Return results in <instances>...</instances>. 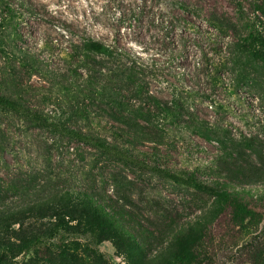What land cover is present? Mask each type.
<instances>
[{
  "label": "rangeland",
  "instance_id": "rangeland-1",
  "mask_svg": "<svg viewBox=\"0 0 264 264\" xmlns=\"http://www.w3.org/2000/svg\"><path fill=\"white\" fill-rule=\"evenodd\" d=\"M25 1L33 13L23 9L22 0H0V91L22 97L54 120L101 134L138 162L29 123L0 106L5 148L0 149V264H264V180L227 181L263 216H245L231 231L226 211L192 263V253L173 244L175 233L197 220L211 196L156 168L182 176L194 171L198 179L211 181L206 165L220 145L168 124L160 126L168 133L158 141H145L106 113L102 121L71 114L64 100V85L83 80L66 68L84 58L77 34L88 33L125 53L122 60L89 56L107 66L134 67L150 95L168 104L182 96L195 119L236 137H256L264 155V57L254 53L264 46L245 40L250 30L264 38V0ZM76 68L85 77L87 71ZM118 91L110 94L129 96ZM68 192L104 198L131 219L123 231L108 232L91 246L70 233L85 227L89 208ZM15 209L26 213L15 219L10 216ZM41 233L47 244L24 247Z\"/></svg>",
  "mask_w": 264,
  "mask_h": 264
},
{
  "label": "trees",
  "instance_id": "trees-1",
  "mask_svg": "<svg viewBox=\"0 0 264 264\" xmlns=\"http://www.w3.org/2000/svg\"><path fill=\"white\" fill-rule=\"evenodd\" d=\"M21 5L26 12L33 13L31 2L22 0ZM6 8L10 16L15 17L16 8H13L11 4L7 5ZM77 35L80 38L78 50L84 56L79 60L80 63L77 66L84 68L87 73L84 77L79 68H76L77 66L66 68L75 75V78L83 77L81 82L75 80L64 85L67 92V97L64 100L69 104L71 114L88 120L99 119L102 121L100 118H103L104 113H106L109 119L124 125L127 128V133L145 141H158L161 136L168 133L160 129V126L162 124L167 126L168 124V126L175 127L173 130L178 129L179 132L186 130L201 136L206 141H214L220 145L219 154L206 165V172L214 177L211 181L205 182L198 179L194 171L187 172L182 176L155 167L158 172H163L173 180L184 182L211 196V205L203 208L202 214L198 216L197 220L190 222L188 226H183L175 233L176 240L173 244L191 252L190 261L192 263L196 261L193 254L198 255L197 250H205L212 238V224L226 211L229 212L228 221L231 224L229 228L231 231L241 227L242 221L240 220H243L245 216L253 217L254 214L263 216L261 212H257L250 206L241 190L227 182L257 183L264 180V155L256 137H249L246 134L236 137L228 134V132H221L204 125L200 119H195L193 114L186 112V105L182 96L168 104V101L150 95L146 83L136 75L134 67L126 66L121 62L118 65L107 66L98 62L95 57L89 56L94 54L122 60L125 55L123 51L96 39L91 34L78 33ZM249 39H252L253 42H260L264 46V38L261 39V36H256L252 30L245 37L246 41ZM262 51L257 49L254 53L256 56L264 57V50ZM117 89L129 92V96L110 94L111 91L119 92ZM0 106L12 111L29 123L49 128L102 152L113 154L120 159L138 162L136 160L138 158L131 152L113 144L101 134L87 132L66 122L54 120L41 110L28 105L22 97L9 96L0 91ZM184 115L188 118H184ZM91 122L96 124L93 120ZM98 123L101 124V122ZM167 130L169 133L171 132L170 128ZM2 146L0 144V149L4 151L5 148ZM68 193L71 197L82 199L89 208L85 227L82 230L73 229L70 233H77L75 238H84L91 246L97 247L108 232L123 231L124 223L128 221L127 219H131L127 217L128 213L124 208L116 209L112 203L104 198L96 197L91 193L78 195H74L75 192ZM262 193L264 195V187ZM123 197L127 202L125 205L132 204L127 196L123 195ZM21 213L26 212L15 209L10 211V216L17 219ZM48 240L47 235L37 234L29 241V244L24 243L26 244L24 247L47 244Z\"/></svg>",
  "mask_w": 264,
  "mask_h": 264
}]
</instances>
